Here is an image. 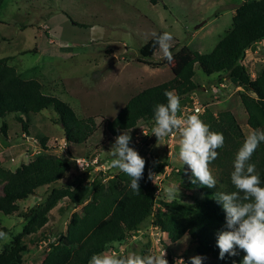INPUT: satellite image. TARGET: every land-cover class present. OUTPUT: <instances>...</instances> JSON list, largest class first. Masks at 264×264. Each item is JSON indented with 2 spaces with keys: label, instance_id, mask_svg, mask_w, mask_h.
Returning a JSON list of instances; mask_svg holds the SVG:
<instances>
[{
  "label": "rangeland",
  "instance_id": "1",
  "mask_svg": "<svg viewBox=\"0 0 264 264\" xmlns=\"http://www.w3.org/2000/svg\"><path fill=\"white\" fill-rule=\"evenodd\" d=\"M242 1L159 0L152 5L148 0H5L0 8V59L6 58L24 79L39 81L45 95L68 104L79 118L92 117L96 124L89 140L75 146L65 143L63 131L54 121L57 115L50 108L23 117L28 133L21 129L14 115L0 118V126L3 121L7 124L6 137L0 135V162L4 168L14 171L33 160L42 152L40 137L47 138L49 154L73 164L72 172L59 183L40 188L26 200L19 201V211H40L53 188L73 187L93 179L106 182L121 172L110 166L115 139L105 132V120L113 119L139 91L172 79L188 50L201 54L210 52L231 27L234 9ZM159 31L173 34L170 42L172 61L160 67L140 63L139 49ZM162 57L158 47L151 62H166ZM243 64L250 76L256 78L264 69V43L247 50ZM192 80L200 88L185 104H180L179 115L185 107L190 108L196 102L202 112L199 116L216 118L219 112L228 111L234 115L246 137L251 129L238 97L240 88L224 75L220 81L216 75H204L198 65H194ZM153 126L154 122L138 123L129 131L132 137L129 147L137 150L144 159L149 155L167 159L164 173L153 181L157 200L169 202L166 189L173 184L179 187L176 197H202L180 184L178 171L190 169L178 157L179 132L161 138L153 145H145V141L154 136ZM86 155L94 157L88 160ZM100 160L101 164L98 163ZM82 161L89 170L85 165L80 167ZM210 169L217 179L216 171ZM66 206L67 202L63 200L48 214V225L42 230L46 238L39 234L26 236L23 231L27 223L17 213L12 216L0 214V226L10 231L9 239L1 240L0 251L5 246L12 247L14 239L18 238L27 246L24 264H39L48 243L65 231L71 213L80 212V206L65 209ZM181 241L170 243L166 234L147 223L114 250L143 255L165 248L169 264L179 256L185 264H190L189 258L197 256L194 246L189 239Z\"/></svg>",
  "mask_w": 264,
  "mask_h": 264
},
{
  "label": "trees",
  "instance_id": "2",
  "mask_svg": "<svg viewBox=\"0 0 264 264\" xmlns=\"http://www.w3.org/2000/svg\"><path fill=\"white\" fill-rule=\"evenodd\" d=\"M148 1L152 5L159 2ZM4 2L0 0V8ZM160 33L163 31L156 34ZM259 43H264V0H244L234 9L231 27L210 52L201 54L188 50L172 79L133 95L113 119L105 120V132L115 139L123 131L133 130L138 123L154 122L155 105L167 103L165 90H174L180 97V104H185L200 88L192 80L194 65H198L206 76L216 75L218 81L223 75L233 81L240 88L238 97L246 113L248 127L251 130L264 129V69L256 78H252L243 64L246 51ZM158 47L153 36L139 49L138 61L152 67L168 63L167 60L164 63L151 62ZM42 88L39 81L24 79L7 63L6 58L0 59V118L14 115L21 129L28 133L23 117L50 108L57 115L54 121L61 127L65 143L84 145L96 130L94 119L79 118L68 104L45 95ZM199 117L210 126V130L221 132L224 136L223 147L217 149L219 156L210 165L217 175L215 188L202 186L199 182L192 184L191 170L178 171L180 184L187 190L200 193V198L175 197L169 202L157 200V188L153 181L164 173L168 162L167 159L149 155L145 158L144 176L139 181L138 194L130 187L131 177L121 171L106 182L93 179L76 183L73 187L53 188L40 211L21 212L19 201L26 200L40 188L56 185L73 170L71 162L49 154L47 138L40 137L42 152L33 160L14 171L4 168L0 162V214L12 216L17 213L27 223L23 231L26 236L39 234L41 238H46L42 230L48 225V214L52 209L63 200L67 202L65 209L80 206L79 213H71L65 231L48 243L39 264H89L94 253L114 250L115 246L136 235L147 223L166 234L172 244L187 234L196 255L205 257L201 264H242L245 253L239 249L237 256L226 254L225 259H219L217 231L224 230L226 214L215 199L217 193L236 191L231 183V172L234 170L235 155L245 136L234 115L228 111L219 112L216 118L208 115ZM6 130L7 124L3 121L0 135L4 138ZM156 142L154 135L145 141V145ZM93 157L85 156L88 160ZM251 162L256 165L261 186H264V143L257 148ZM98 163L101 164L102 160ZM85 166L87 170L90 169L87 164ZM149 170L154 173L152 179L148 177ZM0 231L10 233L3 226H0ZM12 245L0 251V264H24L23 254L27 252V246L18 238L14 239Z\"/></svg>",
  "mask_w": 264,
  "mask_h": 264
},
{
  "label": "clouds",
  "instance_id": "3",
  "mask_svg": "<svg viewBox=\"0 0 264 264\" xmlns=\"http://www.w3.org/2000/svg\"><path fill=\"white\" fill-rule=\"evenodd\" d=\"M156 44L163 53V59L171 62V41L173 34L168 31L153 33ZM167 103H158L154 107V126L152 133L157 138L173 135L179 132L178 157L191 170V183L208 188H215L216 178L212 175L210 165L215 161L223 147L224 136L221 132L210 130V126L202 121L198 114L186 118L179 115L181 111L180 97L174 90H165ZM132 140L129 131H123L115 137L110 161L112 168L131 177L130 187L135 193L140 192L139 181L144 176L146 161L137 150L129 147ZM264 143V129H252L245 137L238 149L231 172V183L236 191L216 194L217 203L221 204L225 212V228L217 231V247L219 259L238 255L237 249L242 250V264H264V186H261L260 174L251 158L257 148ZM154 173L149 170L148 177L152 179ZM179 187L175 184L166 189L168 198L175 199ZM0 239H9L8 234L0 231ZM189 239L188 235L181 242ZM165 248L158 253L126 254L115 250L94 253L89 264H169ZM190 264H201L205 257H190ZM173 264H185L182 256L177 257ZM235 264V262H234Z\"/></svg>",
  "mask_w": 264,
  "mask_h": 264
},
{
  "label": "built area",
  "instance_id": "4",
  "mask_svg": "<svg viewBox=\"0 0 264 264\" xmlns=\"http://www.w3.org/2000/svg\"><path fill=\"white\" fill-rule=\"evenodd\" d=\"M197 103V102H196ZM196 103H193L192 106L190 108H184L182 113H181V116L186 118L187 116L189 115H192V114H198L200 115L202 112H201V108L196 104ZM144 134L145 131H143ZM172 135H170L171 137ZM84 165H86L83 161L80 162V167H83Z\"/></svg>",
  "mask_w": 264,
  "mask_h": 264
}]
</instances>
